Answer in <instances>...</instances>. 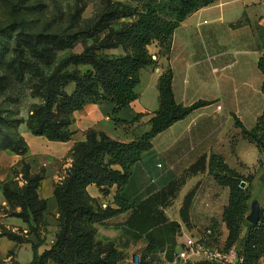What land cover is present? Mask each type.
I'll list each match as a JSON object with an SVG mask.
<instances>
[{
	"label": "trees",
	"instance_id": "16d2710c",
	"mask_svg": "<svg viewBox=\"0 0 264 264\" xmlns=\"http://www.w3.org/2000/svg\"><path fill=\"white\" fill-rule=\"evenodd\" d=\"M216 1L135 0V7L106 12L95 26L74 33H30L24 22L0 30V90H7L13 82L30 79L34 81L35 96L42 101L33 107L25 122L12 120L0 109V152L9 151L22 157L28 154L27 143L16 131L20 123H25L36 137L67 143L74 136L71 130L74 112L89 104L110 102L115 105L113 115H117L130 106L138 98L136 88L141 82L142 71L160 67L149 48L156 45L158 58L167 59L176 29L188 17ZM119 18L131 21L116 30L110 25ZM83 40L95 42L82 52L73 53ZM119 48L123 49V55L104 53ZM258 68L263 76L264 96V57L259 59ZM173 84L171 67L162 68L158 80L159 109L149 119V131L135 140L123 142L105 132L90 130L85 142L75 144L71 151L72 166L64 180L54 187L59 230L49 250L39 252L48 209L47 200L39 196L44 175L32 173L31 166L23 160L21 173L25 185L20 187L13 179L0 186L4 200L12 210L11 215L26 223L30 234L38 240V243L31 242L33 259L29 264L121 263L124 254L113 242L99 240L95 226L119 216L128 207L118 195L115 198L117 208L104 207L89 195L87 188L95 185L104 196H108L109 189L114 186L119 191L123 189L133 168L152 149L154 139L208 104L204 101L191 106L177 103ZM142 118L137 115L130 122L117 118L114 121L117 126L133 127ZM235 127L243 140L256 146L260 154L258 164L264 166V111L254 128H245L238 118H235ZM231 144L236 145L235 137ZM208 172L230 193L223 212L228 230L224 249L236 247L243 258L242 264H264V206L257 225L247 221L255 176L241 175L217 154L210 156ZM242 183H246L245 188ZM211 230L214 236L219 234L216 224ZM6 236L14 242L24 243L14 234L7 233Z\"/></svg>",
	"mask_w": 264,
	"mask_h": 264
},
{
	"label": "crops",
	"instance_id": "0c3cea01",
	"mask_svg": "<svg viewBox=\"0 0 264 264\" xmlns=\"http://www.w3.org/2000/svg\"><path fill=\"white\" fill-rule=\"evenodd\" d=\"M149 50L158 60L160 72L155 68L144 69L136 88L138 98L117 115H113L115 105L110 102L89 104L74 112L71 125L74 136L70 142H49L24 130L20 134L29 146L25 158L0 153L3 169L17 166L23 160L29 163L49 156L39 196L44 199L41 188L51 180L52 196L46 200L48 231L52 234L47 235L50 245L40 246V253L49 250L55 240L58 213L54 187L64 180L60 171L65 173L72 166L68 156L73 147L85 142L90 130L105 132L123 142H131L148 132L149 119L159 109L158 80L162 68L171 67L174 73L177 103L208 104L158 135L152 149L133 168L123 189L119 191L114 186L104 196L95 185L87 188L89 195L103 206L117 208L118 195L128 207L119 216L95 226L98 239L113 242L124 254L120 264H211L201 257H191L185 262L177 258L188 238L200 239L213 224L219 233L214 247H225L228 230L223 212L230 193L209 175L210 156H222L231 169L243 176L254 175L252 188L262 182L264 166L258 164V149L239 136L235 118L252 129L264 111L263 76L258 68L259 59L264 57V0H217L176 29L167 59L158 58L156 45ZM137 115L143 118L133 127L117 126L114 121L117 118L130 122ZM234 137L236 145L232 146ZM249 159L254 160L248 162ZM7 174L0 177V182ZM5 203L0 190V212H4L1 206ZM6 218L8 215L0 213V221ZM12 219L16 220L9 223L12 229H25L19 219ZM30 245L20 249H32Z\"/></svg>",
	"mask_w": 264,
	"mask_h": 264
},
{
	"label": "rangeland",
	"instance_id": "374dc122",
	"mask_svg": "<svg viewBox=\"0 0 264 264\" xmlns=\"http://www.w3.org/2000/svg\"><path fill=\"white\" fill-rule=\"evenodd\" d=\"M135 5V0H0V30L12 27V25L16 22H24L28 32L30 33H74L84 30L87 27L95 26L106 12L116 9H130L135 7ZM130 21L131 19L119 18L114 20L110 26L119 30L121 26H124ZM94 42L95 41L92 40L81 41L73 50V53L82 52L85 47L91 46ZM104 53L112 56H120L124 54L123 49L121 48L107 50ZM84 69L85 68L82 70ZM0 76H2V73H0ZM33 85L34 81L29 79L24 82H13L9 85L7 90H0V109L5 111L12 120L17 122L22 120L25 122L31 115L33 107L41 104L42 101L35 96L36 92L33 91ZM24 130L30 132L25 123H20L16 127V131L19 134L20 131ZM1 152H7L8 154L11 153L9 151ZM48 157L49 156L46 155L43 158H38L35 161H30L29 163L25 160L24 161L31 166L32 173H39L44 175L45 178V166H48ZM68 157L72 159L71 152ZM253 160L249 159L247 161L251 162ZM22 162L23 161H21L17 166L15 165L8 169H3L0 165V177L4 175V173H8L6 179L3 182H0V186L4 182L11 181L13 179L20 187L25 185L23 174L21 173ZM33 168L39 169L34 172ZM70 168L71 167L65 169V173L61 170V177H65ZM14 172H18V175H14ZM51 187V180L48 179L41 188V195L45 200L52 196ZM252 194L250 208L254 201L264 205V181L253 184ZM2 209L4 212L1 211L0 213L2 215H8V218L0 221V264H29L33 259V250L31 247L23 249L20 248L25 244L30 245L31 242L38 243V240L34 235L30 234L29 226L20 219V222L25 225V229H12L9 223L11 220L16 221L12 219L16 217L11 215L12 210L7 203H5L4 206H1V210ZM16 211L19 212L20 209H17ZM56 227L57 230L55 236L59 230L58 221L56 222ZM7 233L16 235L24 240V243H17L10 240L6 236ZM49 233L47 215L46 226L42 228L41 246L50 245V242L48 243L50 239L47 237ZM50 234H52V232ZM30 246H32V244Z\"/></svg>",
	"mask_w": 264,
	"mask_h": 264
},
{
	"label": "built area",
	"instance_id": "2783aa9c",
	"mask_svg": "<svg viewBox=\"0 0 264 264\" xmlns=\"http://www.w3.org/2000/svg\"><path fill=\"white\" fill-rule=\"evenodd\" d=\"M221 107L219 106L218 109ZM106 207V206H104ZM215 236L211 229L203 233L200 239L188 238L185 247L178 254L177 258L187 261L191 257H201L211 264H242L243 258L239 256L236 247L229 250L218 249L214 247L213 241Z\"/></svg>",
	"mask_w": 264,
	"mask_h": 264
},
{
	"label": "water",
	"instance_id": "95a60500",
	"mask_svg": "<svg viewBox=\"0 0 264 264\" xmlns=\"http://www.w3.org/2000/svg\"><path fill=\"white\" fill-rule=\"evenodd\" d=\"M157 73L160 72L158 68L156 70ZM261 180L264 181V175L261 177ZM246 187V183H242V188ZM260 214H261V206L257 201H254L251 205L250 214L247 216V221L251 224L257 225L260 221Z\"/></svg>",
	"mask_w": 264,
	"mask_h": 264
}]
</instances>
